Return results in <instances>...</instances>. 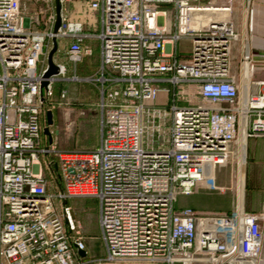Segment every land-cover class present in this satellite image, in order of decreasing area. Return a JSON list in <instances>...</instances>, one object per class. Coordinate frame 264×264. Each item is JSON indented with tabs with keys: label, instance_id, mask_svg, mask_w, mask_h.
Here are the masks:
<instances>
[{
	"label": "built area",
	"instance_id": "2783aa9c",
	"mask_svg": "<svg viewBox=\"0 0 264 264\" xmlns=\"http://www.w3.org/2000/svg\"><path fill=\"white\" fill-rule=\"evenodd\" d=\"M58 3L54 33L55 0H0V264H257L264 215L244 210L239 189L228 213L175 209L179 196L222 192L216 171L235 150L241 159L242 140L264 137V82L230 73L237 42L240 72L253 70L247 35L230 21L234 0ZM53 38L69 77L53 58L57 74L43 78ZM92 41L99 78H80ZM60 81L97 91L94 150L43 142L46 113L66 104V90L53 94ZM72 198L96 200L103 257L86 260Z\"/></svg>",
	"mask_w": 264,
	"mask_h": 264
},
{
	"label": "rangeland",
	"instance_id": "374dc122",
	"mask_svg": "<svg viewBox=\"0 0 264 264\" xmlns=\"http://www.w3.org/2000/svg\"><path fill=\"white\" fill-rule=\"evenodd\" d=\"M67 13L70 12V5H66ZM41 32V29H37ZM58 47H62V42H58ZM190 53V43L188 41H180L177 44V55L181 58H186ZM98 50L95 49L90 57L85 58L82 63L75 66L76 75L80 78L94 77L97 70L96 58ZM54 60L62 63L66 67V76L69 77L74 72V65L67 63L62 55L55 53ZM90 66V67H89ZM60 90L68 91V96L65 105L59 106L52 111L53 124L49 128L51 133L52 143L59 151H76L87 152L94 150L100 140V122L99 114L95 102H99L97 91L93 84L89 82H57L53 86V94L56 98ZM75 109L77 112H72ZM73 113V114H72ZM44 136V135H43ZM47 143V138L44 136ZM44 160V159H43ZM206 168V167H205ZM241 159L237 150L231 155L227 164L220 168L223 169L226 176V185L222 188L219 194L231 193L234 199L232 205L235 203L237 191L239 189ZM46 173V172H44ZM46 176V175H45ZM201 191H209L207 189H200ZM199 190V191H200ZM49 191L54 192V185L51 183ZM211 194V193H209ZM201 193L200 196H192V201H198L202 206L208 208L212 204L213 196ZM198 199V200H197ZM219 204L223 206L224 201ZM66 205L70 208L73 219L76 221L79 231L84 238L87 249L86 260L101 258L105 255L103 243L100 240V232L97 226V205L91 198H72L67 200ZM213 205V204H212Z\"/></svg>",
	"mask_w": 264,
	"mask_h": 264
},
{
	"label": "crops",
	"instance_id": "0c3cea01",
	"mask_svg": "<svg viewBox=\"0 0 264 264\" xmlns=\"http://www.w3.org/2000/svg\"><path fill=\"white\" fill-rule=\"evenodd\" d=\"M250 11L247 15L244 11V5L240 0H234L232 13L230 15V21L233 27L239 35H247L249 43V53L251 65L253 66L252 72H248L243 69L240 72L241 59L239 55L240 43H235L231 48V75L245 85L246 82H264V0H250ZM91 55L95 49L98 50L96 58L97 69L99 66V46L98 43L92 41L90 43ZM97 71V70H95ZM96 73V72H95ZM94 73V75H95ZM244 75L248 76L245 81ZM245 90V86L243 91ZM259 91L263 92L264 87H259ZM68 92V91H67ZM68 94V93H67ZM68 96V95H67ZM162 93L159 95V101H163ZM95 102V106L97 107ZM98 110V108H97ZM72 112H77L72 109ZM72 113V114H73ZM99 122H100V113ZM241 170L239 180V196H242L243 208L245 211L253 214L264 215V137L248 138L241 143ZM226 172L223 169H218L215 174V184L219 187L226 185ZM201 193H211L213 196L211 199L212 204L208 208L202 206L198 201H192L191 197L198 198ZM232 197L231 193L219 194L214 191H195L189 196H179L177 198L175 209H191L199 214H223L228 213L232 209ZM198 200V199H197ZM220 201H224L223 206L219 204ZM261 230L263 232L260 251L258 255L257 264H264V221L260 223ZM204 264V263H195Z\"/></svg>",
	"mask_w": 264,
	"mask_h": 264
},
{
	"label": "water",
	"instance_id": "95a60500",
	"mask_svg": "<svg viewBox=\"0 0 264 264\" xmlns=\"http://www.w3.org/2000/svg\"><path fill=\"white\" fill-rule=\"evenodd\" d=\"M59 3L58 0H55V15H56V20L53 28V32L55 33L57 29L60 26V20H59ZM57 49V44L56 40L53 38L52 39V49L49 51L47 55V69L43 75L44 79L49 78L50 76L56 75L57 74V66L53 63V56L56 52ZM46 86V81H43L41 84L42 88H45ZM53 124V115L51 112L46 113V125L42 130L43 135L47 138V143L50 145L52 143V137L49 132V127H51ZM79 255L84 258L85 257V252H79Z\"/></svg>",
	"mask_w": 264,
	"mask_h": 264
},
{
	"label": "trees",
	"instance_id": "16d2710c",
	"mask_svg": "<svg viewBox=\"0 0 264 264\" xmlns=\"http://www.w3.org/2000/svg\"><path fill=\"white\" fill-rule=\"evenodd\" d=\"M94 202H95V205H97V202H96V200L95 199H92Z\"/></svg>",
	"mask_w": 264,
	"mask_h": 264
}]
</instances>
